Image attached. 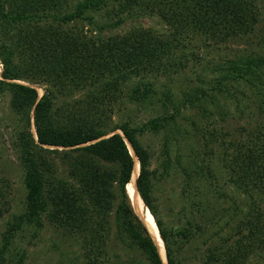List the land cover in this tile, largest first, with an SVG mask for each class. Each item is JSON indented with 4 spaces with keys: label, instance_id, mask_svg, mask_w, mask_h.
<instances>
[{
    "label": "trees",
    "instance_id": "1",
    "mask_svg": "<svg viewBox=\"0 0 264 264\" xmlns=\"http://www.w3.org/2000/svg\"><path fill=\"white\" fill-rule=\"evenodd\" d=\"M112 1L0 0V102L8 96L16 116V148L26 192L25 212L14 217L3 236L0 264H23L24 255L17 256V263L8 259L16 237L26 227L42 230L47 225L78 242L86 264H109L114 245L138 255L141 264H164L127 192L136 168L127 143L140 165L139 201L155 219L167 263L185 264L180 253L192 234L168 230L159 220L151 155L138 137L167 128L175 116L158 117L135 129L128 124L106 126L109 110L124 100L152 104L158 95L154 82L162 77L171 85L174 76L180 77L189 67L188 52L195 42L204 44L196 46L200 51L239 40L255 47L223 64H203L192 53L199 67L215 76L214 81L198 78L214 96L190 82L180 96L174 97L171 90L163 94V109L175 108L181 100L185 110H197L193 125L206 137L203 169L185 175L188 194L197 197V184L215 179L214 169L206 164L216 156L213 148L220 142L219 162L229 185L245 197L257 194L264 201V30L259 28L258 0H120L119 8L109 12ZM141 8L157 16L167 31L133 27L112 34L126 18L144 13ZM105 15H113L107 19L113 23L109 35L80 29L87 22L103 34L109 27H99L96 17ZM38 87H43L41 97ZM218 96L232 98L233 120H242L246 105L251 118L258 119L256 125L219 134L221 141H213L218 135L207 127L212 104L208 100ZM259 198L241 217L235 235L207 245L201 264H250L251 259L264 264V209ZM8 199L0 191V220L9 212Z\"/></svg>",
    "mask_w": 264,
    "mask_h": 264
},
{
    "label": "rangeland",
    "instance_id": "2",
    "mask_svg": "<svg viewBox=\"0 0 264 264\" xmlns=\"http://www.w3.org/2000/svg\"><path fill=\"white\" fill-rule=\"evenodd\" d=\"M258 2L261 14L259 28L262 31L264 30V0H258ZM119 4L120 0H113L108 11L111 12L115 7L118 9ZM140 10L145 14L139 13L137 16L133 14V16L126 18L124 25L113 31L110 29L113 23L107 21L113 15L109 18L106 15L102 18L96 17V21L98 20L100 23L99 27H109L103 34L95 27L89 26L87 22H82L79 27L97 36L109 35L111 31L113 35L121 34L133 27L152 29L160 33L167 31V28L157 16L147 14L148 10L143 8ZM192 45H195V47L188 52L190 55L189 67L184 73L182 72L180 77L174 76L171 85L162 77L159 82H154L157 83L158 95L152 104L138 105L124 100L122 102L124 104L115 105L108 112L106 128L114 129L124 124L130 125L133 129L141 128L158 117L175 116V122L167 128L157 133L146 132L138 137L141 144L151 155V171L155 173L153 196L158 218L168 230L186 229L192 234L191 239L184 244L180 257L185 264H201L207 245L213 242L216 244L221 239H227L231 235H235L241 217L246 215L248 210L250 211L255 199L259 196L255 194L253 199L245 197L229 185L226 177H224L225 171L219 162L221 151H223L218 149L220 142L214 145L213 148H217L215 150L216 156L213 155L209 158L206 164L210 165L211 170L214 169L211 174L215 179L203 180L202 183H198L197 187L200 190L197 197L189 196L185 175L203 169L202 160L207 155L203 150L206 137H203V132L193 125V122L197 121L196 114L198 111L185 110L181 107V100L175 103V108L167 105L168 107L165 110L163 109V94L171 90L174 97L180 96L182 90L188 91L189 82L191 87L201 88L209 92L210 86L198 83V78L214 81L215 76L207 74L202 67H199V60L192 57L193 52L196 56L198 55L199 59H202L203 64L211 60L216 64H223L229 58L233 59V55L237 57L239 54L241 56L245 55L247 51L254 49L255 45L251 47L239 40V42H233L229 47L222 46L221 48L202 51L196 49V46L204 44L195 42ZM192 67L193 69H190ZM1 73L2 67L0 66V75ZM135 83H138V81H135ZM42 88L38 87L40 97L44 93ZM209 94L211 96L215 95L211 91ZM9 101L10 98L6 96L0 102V191L8 195L10 201L9 212L0 220V249L3 245L2 239L7 231V226L14 221V217L25 212L26 196L23 185V169L16 148V116L9 108ZM208 101L212 104H209L211 117L207 127L215 130V135H218L212 139L213 141L216 139L221 141L219 134L223 136L226 135L225 133H233L245 125L250 124L251 127L256 125L255 122L258 119L251 118V110H247L246 105L242 106L244 109L242 120H233L235 111L232 98L218 96L217 99L212 98ZM176 108L180 109L179 114L176 113ZM117 133L121 134V132ZM225 140L228 142L229 138L227 137ZM209 146L213 147V145ZM191 193H193V190H191ZM259 200L264 209V201L260 198ZM11 249L8 259L9 261L13 260V263H17L18 257L24 255L23 264H86L78 242L70 240L68 236H63L49 225L42 230L26 227L16 237ZM109 260V264H126L129 262L141 264L142 262L138 255L121 245H118V247L114 245ZM250 264L263 263L251 259Z\"/></svg>",
    "mask_w": 264,
    "mask_h": 264
},
{
    "label": "bare ground",
    "instance_id": "3",
    "mask_svg": "<svg viewBox=\"0 0 264 264\" xmlns=\"http://www.w3.org/2000/svg\"><path fill=\"white\" fill-rule=\"evenodd\" d=\"M128 147L130 146L127 143ZM132 156L134 157L135 163H136V168L134 170L133 173V177L132 180L130 182V184L127 186V192L129 194L130 197V201L134 207L135 213L137 214V216L141 219L142 223L145 225V227L147 228V230L149 231L154 243L157 245L159 251H160V256L162 257V261L164 264H167V258H166V250H165V245L161 239L158 227L156 225L155 219L153 218V216L150 214V212L148 211V209H146L141 202L139 201V196L137 194V190H136V181L139 177V173H140V165L137 162V159L132 151L131 146L129 147Z\"/></svg>",
    "mask_w": 264,
    "mask_h": 264
},
{
    "label": "water",
    "instance_id": "4",
    "mask_svg": "<svg viewBox=\"0 0 264 264\" xmlns=\"http://www.w3.org/2000/svg\"><path fill=\"white\" fill-rule=\"evenodd\" d=\"M120 135L123 136L122 133H121ZM135 187H136V186H135ZM136 190H137V189H136Z\"/></svg>",
    "mask_w": 264,
    "mask_h": 264
},
{
    "label": "clouds",
    "instance_id": "5",
    "mask_svg": "<svg viewBox=\"0 0 264 264\" xmlns=\"http://www.w3.org/2000/svg\"><path fill=\"white\" fill-rule=\"evenodd\" d=\"M167 258V257H166ZM168 264V263H167Z\"/></svg>",
    "mask_w": 264,
    "mask_h": 264
}]
</instances>
